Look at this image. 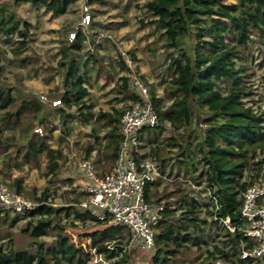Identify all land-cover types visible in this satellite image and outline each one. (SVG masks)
I'll list each match as a JSON object with an SVG mask.
<instances>
[{
    "label": "trees",
    "instance_id": "obj_1",
    "mask_svg": "<svg viewBox=\"0 0 264 264\" xmlns=\"http://www.w3.org/2000/svg\"><path fill=\"white\" fill-rule=\"evenodd\" d=\"M14 1L40 4L53 14L60 15L66 13L69 4L75 0ZM91 1L88 0L89 3ZM142 7L154 16L153 21L161 31L165 45L177 51L168 64L173 76L164 99L156 98L153 91L148 89L158 116V123L150 128L160 132L163 124L168 123L172 130H181V134L179 139L170 135L159 138L158 142L156 134L150 136L145 141V146L150 145L149 150L143 152L141 157L153 156L159 172L164 173L169 160L164 149L177 147L174 155L175 175L181 174L199 186L204 184L212 198L210 204L203 205L194 196L178 192L177 207H172L170 202H160L162 196L156 192L160 179L145 186L146 200L164 206L154 228L152 264H170L190 243L200 245L202 239L194 232L202 233L204 229L200 226L199 217L204 206L209 220H204L203 226H218V222L223 223L228 219L229 225L234 227L230 232L223 223L226 240L222 241L221 246L212 244L211 250H206L208 255L223 258L230 264H250L254 259L239 257L243 248L253 244L243 235L245 223L240 216V206L246 188L264 178V113L256 111L243 100L249 94L245 80L248 74L245 62L249 55L245 49L252 35L264 34V0H146ZM15 33L23 37L26 35L19 29L15 13L0 5V34L11 36ZM83 37L82 29H77L74 39L63 44L59 50V75L65 89L60 92L55 88L57 92L53 98L58 97L60 107L51 106L52 99H47L50 103H42L35 98L21 99L16 103L17 98L11 94V90L0 87V109L16 104V108L6 110L0 120L5 127L21 128L20 138L13 144L17 147L15 156L9 154L8 157L16 158L21 153V147H24L22 159L27 162L49 149L48 133L38 136L36 132L38 126L50 123L49 116L53 111L66 118L74 116L67 110L75 107L78 117L90 123V117L94 114L87 88L90 83L88 70L81 67L82 61L78 62L72 56V52L82 50ZM24 42L22 40L20 44L24 45ZM82 63L85 65L86 62ZM121 79L124 83L117 91L124 94L127 91L126 77ZM127 96L131 100L137 98L133 91ZM166 100L170 101L167 108L164 106ZM122 112L120 108H112L94 116L95 121L102 120L109 129L103 148L104 159L109 165L116 157ZM198 120L203 126L201 131L192 128ZM22 121L25 123L22 124ZM146 129L140 136L141 143ZM91 150L93 148L89 147L87 154ZM59 157L60 152L57 151L49 159L48 174H55L60 165ZM198 166L201 167L199 171ZM67 181L71 183L70 178ZM181 184V181L174 183L176 188ZM7 185L15 192L36 200L35 207L22 217L30 218L23 231L29 232L37 247L32 252L26 249L6 250L0 245V264H89L93 253L103 257V264L127 261L122 242L124 228L107 226L103 230L90 232L87 234L91 240L88 248L76 245L61 233L63 227L56 222L60 212L69 216L70 207L51 206L47 190L38 197L25 192L19 177ZM152 188L153 192L150 191ZM79 201L76 198L71 200L72 204ZM75 213L76 219L84 221L90 217L101 223L86 211ZM14 214L11 224L20 217ZM50 232L56 235L54 242L45 244L36 241Z\"/></svg>",
    "mask_w": 264,
    "mask_h": 264
},
{
    "label": "rangeland",
    "instance_id": "obj_2",
    "mask_svg": "<svg viewBox=\"0 0 264 264\" xmlns=\"http://www.w3.org/2000/svg\"><path fill=\"white\" fill-rule=\"evenodd\" d=\"M85 1L75 0L69 4L66 13L56 15L40 4L0 0V5H5L8 10L15 13L19 29L26 33L25 37L17 33L11 36L0 34V87L9 88L11 94L17 98L16 103L21 99L29 98H35L42 103L49 102L47 99H58V97L53 98L55 92L65 89L59 75V50L63 44L72 41L69 39V33L80 28L81 5ZM145 1L92 0L90 3L87 1L91 24L82 29L84 33L82 50L72 52V56L78 62H86L85 65L81 62V67L88 70L90 79L87 88L94 114L90 117V123L87 124L78 117L75 107L67 110L74 116L66 118H62L53 111L49 116L51 121L48 125L36 126L40 129L36 132L38 136L48 133L49 149L39 157L26 162L22 159L24 147H21V153L16 158L8 157L9 154L15 156L17 147L13 144L20 138V126L5 127L0 120V130H2L0 133V179L7 184H12L13 180L19 177L25 192L34 193L38 197L42 191L47 190L48 202L51 206L70 207L69 216L66 217L63 212H60L56 216V222L63 227L62 234L68 236L76 245L86 248L91 241L87 234L103 230L108 225L98 223L90 217L84 221L76 219L75 212H84L78 203L71 202L73 198L81 200L83 197L76 182L75 186L73 183V180L79 182L84 179L82 176L75 175L76 165L78 161L88 159L100 174L106 172L115 161L109 165L104 159L103 148L109 129L102 120L95 121L94 116L102 111H111L112 108L124 110L129 106L133 100L127 95L133 90L128 80L133 75L139 77L147 88L153 91L156 98L164 99L165 92L170 89L169 80L173 72L168 68V64L171 56H174L177 51L165 45L161 31L157 29L153 21L154 16L142 7ZM22 40L25 41L24 45L20 44ZM245 52L249 55L248 61L245 62L248 72L245 80L249 94L243 100L256 111L264 113V34L252 35ZM123 77H126L127 86L124 94L117 91L118 87L124 83L121 79ZM169 104L170 101L166 100L165 108ZM15 108L16 104L7 109H0V119L5 115L6 110ZM24 123L22 121V124ZM192 128L195 131H201L203 126L198 120ZM49 129L50 132H47ZM35 131L34 129L33 132ZM155 134L158 137L156 142L159 138L170 135L179 139L181 130H172L168 123L163 124L160 132L154 128L146 129L141 143L142 152H148L150 145L145 146V141ZM89 147L93 150L87 154ZM164 150L169 158L164 175L167 173L170 175H168L169 180H160L156 188L157 195L162 196L160 202H170L172 207H177L178 192H183L194 196L200 204H210L212 198L206 192L204 184L199 186L182 182L181 186L176 188L174 185L176 181H173V178L176 171L174 155L177 147L168 146ZM57 151L60 152L58 159L60 165L55 174H48L49 159ZM149 158L155 162L153 156ZM197 168L199 171L201 167ZM175 176L187 179L181 174ZM67 178L71 179V183L67 181ZM256 183L264 186V178H260ZM150 191L153 192V188ZM25 197L36 202L30 197ZM204 207L199 212L200 226L204 229L202 233L194 232V235L201 238L202 242L200 245L190 243L187 249L169 262L170 264H214L215 262L230 264L218 256L210 257L206 251L211 250L214 243L221 246L226 238L223 235L225 227L222 222H218V226L216 224L210 227L203 226L204 220H209ZM1 213L0 245L6 250L12 248L35 252L37 245L33 243L29 232L23 231L30 218L20 216L11 224L15 214L9 211ZM5 214L6 217H4ZM246 228L244 224L242 230ZM122 234L127 261H119L117 264H152L151 252L128 248V231L123 230ZM55 236L53 232H50L36 241L49 244L54 242ZM98 258L99 254L93 253L89 264H103V257L102 261ZM250 264H264V257L253 260Z\"/></svg>",
    "mask_w": 264,
    "mask_h": 264
},
{
    "label": "built area",
    "instance_id": "obj_3",
    "mask_svg": "<svg viewBox=\"0 0 264 264\" xmlns=\"http://www.w3.org/2000/svg\"><path fill=\"white\" fill-rule=\"evenodd\" d=\"M87 1L81 5L79 23L81 29L87 27L91 21ZM74 37L75 32H70L69 39L73 40ZM128 82L137 98L123 110L120 116V140L113 165L108 171L98 174L90 160H80L76 165L75 175L84 179L79 182L73 180V183L74 186L77 184L83 194L78 203L83 211L102 224L124 228L129 234L128 248L151 252L153 255L154 228L164 206L162 203H151L146 200L145 186L156 179L169 180V176L160 173L156 163L149 157H141L142 131L155 126L158 123V116L150 100L149 90L142 80L133 75ZM51 103L54 106L61 104L58 99H52ZM173 179L193 185L188 178L174 175ZM35 205L36 202L15 192L0 179V212L9 211L24 216ZM240 216L247 226L243 230V235L253 244L243 248L239 257L254 260L263 258L264 186L262 184L254 183L246 188L240 206ZM223 223L230 231L234 230V227L229 225L228 219L223 220ZM98 259L102 261L101 256Z\"/></svg>",
    "mask_w": 264,
    "mask_h": 264
}]
</instances>
